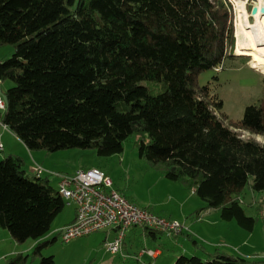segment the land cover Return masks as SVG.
Here are the masks:
<instances>
[{
	"label": "trees",
	"instance_id": "trees-1",
	"mask_svg": "<svg viewBox=\"0 0 264 264\" xmlns=\"http://www.w3.org/2000/svg\"><path fill=\"white\" fill-rule=\"evenodd\" d=\"M234 22L229 0H0V45L14 48L0 62L1 83H13L2 91L0 121L31 151L95 149L110 157L135 137L140 158L194 191L203 210L253 231L241 194L250 181L264 192V142L256 138L264 139V96L228 125L223 101L198 85L201 73L233 57ZM66 206L20 156L0 159V229L17 243L45 238ZM26 260L20 254L10 264ZM175 264L264 259L182 254Z\"/></svg>",
	"mask_w": 264,
	"mask_h": 264
},
{
	"label": "rangeland",
	"instance_id": "rangeland-1",
	"mask_svg": "<svg viewBox=\"0 0 264 264\" xmlns=\"http://www.w3.org/2000/svg\"><path fill=\"white\" fill-rule=\"evenodd\" d=\"M229 2L235 12L236 40V10L232 0ZM4 48L14 50L13 46L0 45V55L6 50ZM232 51L233 57L226 58L219 71L211 69L198 76V85L209 86L211 93L223 101V109L219 115L226 116L228 125L242 119L245 109L251 105H258L264 96V75L249 65V57L236 55V43ZM146 83L148 82H144ZM12 86L11 81L1 84L4 93ZM243 135L245 138L253 136L248 132ZM256 138L264 142L261 136ZM64 152L72 154V163L76 167L99 168L104 171L112 178L114 187L138 206L147 208L159 216L177 219L189 229L190 225H193L191 230L199 248L196 249L186 237L182 242L190 245L193 252H197L195 255L203 256L204 252L211 253L217 249L228 255L264 257V192L253 191L252 181L241 194L242 206L246 214L256 219L254 230L248 231L242 228L236 219L222 220L221 212L218 210H203L204 202L193 191L178 182L166 179L158 169L140 158L135 137L129 138L124 143V151L121 154L110 157L99 156L95 149H70L57 153ZM52 186L58 188L57 183H52ZM74 215L75 207L66 206L54 221L51 232L39 242L28 240L17 243L8 230L0 229V264H10L20 254L27 258L23 264H40L42 257H53L55 264H111L112 260L114 263L119 262L120 254L113 255L104 248L106 242L104 233L81 237L68 244L62 240L59 229L69 223ZM138 230L140 231L141 228ZM126 236L127 243L135 240V235L130 230L127 231ZM38 243H46L42 248L41 256L34 254ZM142 243H138L139 248L136 250H140ZM163 244L162 248L158 246L162 249V257L157 260L144 257L142 261L151 262L150 264H175L176 258L173 257L175 253L171 249L180 248L169 242ZM180 251L182 252V249ZM136 252L129 250L127 254ZM183 255L194 256L191 253ZM124 264L139 263L128 259Z\"/></svg>",
	"mask_w": 264,
	"mask_h": 264
},
{
	"label": "built area",
	"instance_id": "built-area-1",
	"mask_svg": "<svg viewBox=\"0 0 264 264\" xmlns=\"http://www.w3.org/2000/svg\"><path fill=\"white\" fill-rule=\"evenodd\" d=\"M220 69L216 68L217 71ZM6 109L7 102L0 92V113L3 114ZM0 125L8 129L1 121ZM2 150L3 144L0 140V151ZM43 173L44 169L37 166L35 174L41 176ZM59 176L60 195L67 206L76 207L74 222L59 230L62 240L67 244L81 237L116 230L115 239L106 241L104 248L113 255L120 254L124 258H129L131 256L124 251L128 230L139 227L177 237L186 229L177 219L159 216L131 202L114 187L112 178L99 168L79 169L72 175ZM161 254L160 248L143 247L133 258L139 264H148L142 261L144 257L155 260Z\"/></svg>",
	"mask_w": 264,
	"mask_h": 264
},
{
	"label": "crops",
	"instance_id": "crops-1",
	"mask_svg": "<svg viewBox=\"0 0 264 264\" xmlns=\"http://www.w3.org/2000/svg\"><path fill=\"white\" fill-rule=\"evenodd\" d=\"M4 49H6V50H4L3 55H0V62H2L4 59H6L8 57H11L12 56L11 54L14 53V50H12V49H8V48H4ZM1 84H3V83H1ZM0 140L3 144V150L0 151V154H1L0 156H2V158L6 157L8 155L20 156L24 161L25 170L29 174H35V170H36L37 166L42 167L44 169V173L41 175V177L49 178L51 184L57 183L59 186V183L61 181V177L59 176L60 174L61 175L62 174L72 175L76 171H78L79 169H86V168L74 166V164L72 163V156H71L72 154L69 155L66 152H64L63 154H58L57 152L50 154V153L45 152V151H31V150H29L26 147V145L13 132H11L9 129H4L1 125H0ZM208 211H210V210H208ZM75 215H76V209H75ZM75 215L69 223H71L74 220ZM172 219H174V218H172ZM69 223H67V224H69ZM67 224H65V225H67ZM65 225H63V226H65ZM183 225L185 226L186 229H184L183 233L177 237H170L167 235H165V237H164L161 234H156L155 236H152V235H148L147 231H145L143 228H141V230L139 231L138 230L139 227H134V228L130 229V231H132L134 233L135 240L130 242V243H127L126 238H125L124 251L126 254L129 252V250H131V251L134 250V251H137L139 253V251L143 247L155 248V247L160 246L162 248V245H164L163 243L169 242L172 245L180 248L178 250L174 249V248L171 249V251L175 253L174 254L175 256H173L174 258H177L178 256L185 254V253L186 254L191 253V254L195 255V253H197V252H193V250L190 248V245H188L186 243L184 244L182 242V241H184L183 240L184 237H186L189 241L192 242L191 239H194V234H193V230H191V228H193L194 226L190 225V229H189V228H187V226L185 224H183ZM62 227H60V229ZM191 231H192V233H191ZM99 233L105 234V237H106L105 241H112L115 239V237L117 235L116 230H108V231L99 232ZM96 234H98V233H96ZM191 236H192V238H191ZM139 240H141V241H139ZM139 242H143V243L141 245L142 247H140V250L138 251L136 249L139 248V245H138ZM197 246H199V244L196 245V247H195L196 249L199 248V247L197 248ZM128 247H131V249H129ZM181 249H182V252L180 251ZM137 252L134 254H130L131 257H129V258H124L123 256H121V257L119 256V262L114 263V260H112L111 264H124V263H126V261L128 259L129 260L132 259L136 262V260L133 258V256L137 255L138 254ZM219 254H221V252H219L217 249H215V251L211 252V253L204 252L203 257H206V256L214 257V256H217ZM127 255H129V254H127ZM196 255H198V254H196ZM162 256H163V253L161 254V257ZM239 256L244 257V258H248L250 260H263L264 259V257H262V258L254 257L255 255H253V256L239 255ZM158 258H160V256ZM157 259H155V260H157ZM150 263L151 262H148V264H150Z\"/></svg>",
	"mask_w": 264,
	"mask_h": 264
},
{
	"label": "bare ground",
	"instance_id": "bare-ground-1",
	"mask_svg": "<svg viewBox=\"0 0 264 264\" xmlns=\"http://www.w3.org/2000/svg\"><path fill=\"white\" fill-rule=\"evenodd\" d=\"M236 10V55L264 75V0H232ZM253 7L258 9L252 14Z\"/></svg>",
	"mask_w": 264,
	"mask_h": 264
},
{
	"label": "water",
	"instance_id": "water-1",
	"mask_svg": "<svg viewBox=\"0 0 264 264\" xmlns=\"http://www.w3.org/2000/svg\"><path fill=\"white\" fill-rule=\"evenodd\" d=\"M257 12H258V9L256 7H253L252 14H256ZM261 13L264 14V8L261 9ZM0 92L3 94L4 99L6 100V102H8L7 96L2 92L1 83H0Z\"/></svg>",
	"mask_w": 264,
	"mask_h": 264
}]
</instances>
